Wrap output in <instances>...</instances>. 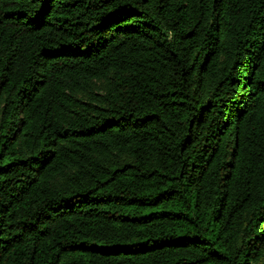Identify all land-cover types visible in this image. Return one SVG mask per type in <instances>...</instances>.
Here are the masks:
<instances>
[{"label":"trees","instance_id":"1","mask_svg":"<svg viewBox=\"0 0 264 264\" xmlns=\"http://www.w3.org/2000/svg\"><path fill=\"white\" fill-rule=\"evenodd\" d=\"M0 264H264V0H0Z\"/></svg>","mask_w":264,"mask_h":264}]
</instances>
